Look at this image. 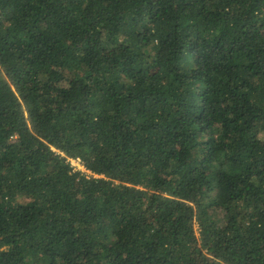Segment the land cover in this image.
<instances>
[{"label": "trees", "instance_id": "obj_1", "mask_svg": "<svg viewBox=\"0 0 264 264\" xmlns=\"http://www.w3.org/2000/svg\"><path fill=\"white\" fill-rule=\"evenodd\" d=\"M0 264H264V0H0Z\"/></svg>", "mask_w": 264, "mask_h": 264}, {"label": "built area", "instance_id": "obj_2", "mask_svg": "<svg viewBox=\"0 0 264 264\" xmlns=\"http://www.w3.org/2000/svg\"><path fill=\"white\" fill-rule=\"evenodd\" d=\"M68 162H69L70 167L73 171H80L86 175L89 174V172L84 169L82 163L80 162V160L78 158H69Z\"/></svg>", "mask_w": 264, "mask_h": 264}]
</instances>
